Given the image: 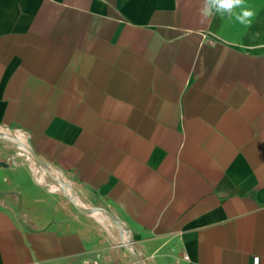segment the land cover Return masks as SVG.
<instances>
[{
    "label": "crops",
    "instance_id": "0c3cea01",
    "mask_svg": "<svg viewBox=\"0 0 264 264\" xmlns=\"http://www.w3.org/2000/svg\"><path fill=\"white\" fill-rule=\"evenodd\" d=\"M203 2L0 0V128L128 229L0 166V264H264V0Z\"/></svg>",
    "mask_w": 264,
    "mask_h": 264
},
{
    "label": "rangeland",
    "instance_id": "374dc122",
    "mask_svg": "<svg viewBox=\"0 0 264 264\" xmlns=\"http://www.w3.org/2000/svg\"><path fill=\"white\" fill-rule=\"evenodd\" d=\"M19 134L24 136L20 132ZM24 149L25 147L21 143L1 135L0 166L12 167L14 170L20 171L34 189L43 191V193H48L53 199H60L74 205L72 199L76 200L75 197H77L79 200L76 201L81 205H84L85 203L90 204L77 195V191L72 186V183L64 177L56 167L53 165H51L52 167L43 166V162L41 163V161H31V159H28L25 155L21 154ZM39 167L41 168L40 170L38 169ZM53 184L57 187H52ZM58 187H62V189ZM77 210L81 213L79 209ZM102 219L101 221L94 220L93 224L95 226H101V222L110 223L103 216Z\"/></svg>",
    "mask_w": 264,
    "mask_h": 264
},
{
    "label": "bare ground",
    "instance_id": "6f19581e",
    "mask_svg": "<svg viewBox=\"0 0 264 264\" xmlns=\"http://www.w3.org/2000/svg\"><path fill=\"white\" fill-rule=\"evenodd\" d=\"M5 127V126H3ZM7 129L4 128H0V135H2L3 137H9L14 141H17L19 143H21L25 149L24 151L21 152L22 155H25L26 158L31 159V161L33 162H37L39 161L35 155L33 154V152L31 151V148L29 147L28 143L26 142L24 136H21L18 132L14 131L13 129H11L10 127H6ZM36 169V168H35ZM39 170L41 169L40 167L38 168ZM52 187H57L56 185L53 184ZM60 189H62V187H58ZM76 199V198H75ZM79 200V199H76ZM76 200L72 199V201H74L78 206L80 207H84V208H91L93 211L91 212L93 216H95L96 218H98L100 221L102 219V216L105 217L109 222L111 226H115L118 228V230L121 233V236L124 237L125 234L127 233L128 229L125 227L124 223H117L115 220H113L106 211H103L101 209H97L95 206H92L90 204H84L81 205L80 203H78ZM103 220V219H102ZM122 245H128L131 247L130 245V241L128 240V238L126 237L123 244Z\"/></svg>",
    "mask_w": 264,
    "mask_h": 264
},
{
    "label": "clouds",
    "instance_id": "9594fccd",
    "mask_svg": "<svg viewBox=\"0 0 264 264\" xmlns=\"http://www.w3.org/2000/svg\"><path fill=\"white\" fill-rule=\"evenodd\" d=\"M243 0H204L203 7L201 8V17L203 22L211 17L213 10L217 12L232 13L234 9L241 7ZM253 16V12L247 9L236 16V19L244 24L249 21V18Z\"/></svg>",
    "mask_w": 264,
    "mask_h": 264
},
{
    "label": "water",
    "instance_id": "95a60500",
    "mask_svg": "<svg viewBox=\"0 0 264 264\" xmlns=\"http://www.w3.org/2000/svg\"><path fill=\"white\" fill-rule=\"evenodd\" d=\"M12 129V128H11ZM1 137V135H0ZM31 151L33 152V154L35 155V157L41 161V163L44 161L35 153V151L33 150V148L31 147ZM73 203L77 206V208L81 211H84V212H92L93 210L91 208H84V207H80L78 206L74 201ZM97 209H101L103 211H106L108 213V215L113 219L115 220L117 223H122L111 211L107 210V209H104V208H100V207H96ZM126 248L128 249V251L130 252V254L132 255V257L134 258L135 261H137L139 264H146L145 261L135 252V250L128 246V245H125Z\"/></svg>",
    "mask_w": 264,
    "mask_h": 264
},
{
    "label": "built area",
    "instance_id": "2783aa9c",
    "mask_svg": "<svg viewBox=\"0 0 264 264\" xmlns=\"http://www.w3.org/2000/svg\"><path fill=\"white\" fill-rule=\"evenodd\" d=\"M253 264H259V258L258 257H254Z\"/></svg>",
    "mask_w": 264,
    "mask_h": 264
}]
</instances>
